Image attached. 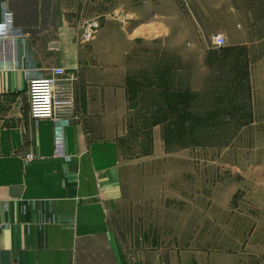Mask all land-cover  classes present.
<instances>
[{
  "label": "crops",
  "instance_id": "obj_1",
  "mask_svg": "<svg viewBox=\"0 0 264 264\" xmlns=\"http://www.w3.org/2000/svg\"><path fill=\"white\" fill-rule=\"evenodd\" d=\"M94 2L108 9L96 35L81 43L80 25L90 16L81 0H0V264H143L130 258L110 218L125 165L119 138L127 68L119 36L160 38L185 26L223 35L228 48L253 47L264 63V0ZM118 5L129 18L123 25L107 19ZM54 67L77 78V119L63 130L62 157L54 154V122L31 120L26 95L27 73L46 76ZM228 257L186 248L152 264H229Z\"/></svg>",
  "mask_w": 264,
  "mask_h": 264
},
{
  "label": "rangeland",
  "instance_id": "obj_2",
  "mask_svg": "<svg viewBox=\"0 0 264 264\" xmlns=\"http://www.w3.org/2000/svg\"><path fill=\"white\" fill-rule=\"evenodd\" d=\"M104 4L81 0L91 16L80 25L81 43L99 30ZM107 19L123 25L129 18L118 5ZM122 40L117 38L127 68V112L119 138L123 195L110 214L122 246L143 264L186 248L225 253L229 264H264L259 50L214 48L211 36L185 26L160 38ZM171 94L178 110L199 117L196 142L189 136L185 146L165 140L170 123L165 118L152 125L155 116H166Z\"/></svg>",
  "mask_w": 264,
  "mask_h": 264
},
{
  "label": "built area",
  "instance_id": "obj_3",
  "mask_svg": "<svg viewBox=\"0 0 264 264\" xmlns=\"http://www.w3.org/2000/svg\"><path fill=\"white\" fill-rule=\"evenodd\" d=\"M94 29L98 26L94 24ZM2 42V50H5V41ZM211 45L214 48H223L226 45L225 38L221 34L211 37ZM39 71L28 72L27 103L28 114L31 120H51L55 124V149L57 157L63 156V130L69 126L76 115V95L74 74H67L62 67L51 68L46 76ZM26 160H31L33 155H26Z\"/></svg>",
  "mask_w": 264,
  "mask_h": 264
},
{
  "label": "trees",
  "instance_id": "obj_4",
  "mask_svg": "<svg viewBox=\"0 0 264 264\" xmlns=\"http://www.w3.org/2000/svg\"><path fill=\"white\" fill-rule=\"evenodd\" d=\"M172 96H173L172 94L167 96L168 99L166 102L168 109L166 112H162L166 116L164 117L161 116L160 114L157 115L158 117L155 116V118H153L155 121L152 122V125L154 126L163 123L162 118H165L164 120H168L170 122L168 130L163 131V137L165 138V140H167V138L169 137L173 141L179 140L181 144L185 146L186 144L184 143V141H187L188 138L186 137L189 136L190 137L189 142H196L193 135H195V131H196L195 123L196 122L198 123L199 117H195L188 110H184V109L178 110L175 106L176 103L175 97L173 96L174 99L172 100L171 99ZM187 120L188 122H186ZM190 121L193 124L190 123ZM177 132L178 134H175Z\"/></svg>",
  "mask_w": 264,
  "mask_h": 264
}]
</instances>
